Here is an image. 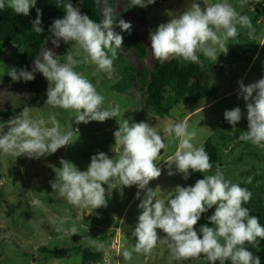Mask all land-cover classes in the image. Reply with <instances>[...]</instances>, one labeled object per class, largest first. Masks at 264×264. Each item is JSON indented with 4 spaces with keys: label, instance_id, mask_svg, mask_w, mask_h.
I'll use <instances>...</instances> for the list:
<instances>
[{
    "label": "clouds",
    "instance_id": "clouds-1",
    "mask_svg": "<svg viewBox=\"0 0 264 264\" xmlns=\"http://www.w3.org/2000/svg\"><path fill=\"white\" fill-rule=\"evenodd\" d=\"M155 2L131 0V5L147 8ZM240 2L243 6L248 0ZM260 2L255 0V3ZM36 3L37 0H0V10L8 7L16 14L29 16ZM63 8V18L55 19L49 28L54 37L51 42L59 47L61 41H72L76 45V55L82 52V57L75 58L73 52L60 57L47 50L35 58L31 71L11 68L8 75L14 82H29L35 79V73H41L47 81L45 104L69 111L77 125L115 119L119 115L118 106L105 107V97L76 70L80 64L91 63L102 72L113 71L117 49L122 47L123 42V37L111 30L116 19L113 9L106 8L102 26L70 2L65 3ZM36 12V19L31 21L32 29L36 33H43L41 10L37 8ZM237 25L248 29L250 40L260 38L256 35L251 18L238 13L226 0L204 7L197 0H191L186 10L172 15L169 22L161 23L150 31V48L161 64L170 58L199 64L198 53L217 61L221 53L227 55L229 49L226 41L237 37ZM118 26L122 31L131 33L129 22L120 19ZM238 83L239 95L246 101L248 121L247 131H243L240 139L264 148V78L247 86L242 80ZM242 115L241 109L235 107L224 112V119L235 129ZM72 129L73 123L62 128L52 113L47 119L33 118L31 108L25 107L8 121H0V153L16 158L46 157L73 143ZM163 133L149 122L130 124L129 120L124 119L113 133L115 144L121 148L118 158L98 152L91 157L84 171L62 158L61 166L55 171V179L50 181L52 192L75 208L94 210L108 205L103 185L110 188L112 182L116 181L122 185L121 194L125 187L136 186L137 199L144 191L145 195L138 205L142 212L132 233L136 243L131 250L124 249L120 253L125 261L132 260L133 252L149 255L158 243H164L176 260L199 259L203 255L210 264H261L259 256L245 247L246 243L256 244L264 240V226L257 216L250 215V210L243 206L251 200L252 193L226 179L220 167H216L214 174L196 180L194 185H177L173 190L174 195L167 200L157 198V188L153 190L148 187L150 181L162 174L156 161L161 150H166L169 143H178V146L166 160L168 175L176 174L172 171L173 165L184 179H188L191 173L203 174L213 168L203 143H194L197 130L190 129L186 121L169 123ZM248 183H251V177ZM214 206V213L208 217L212 226L205 224L197 231L195 226L202 214ZM52 223L57 232L64 231L63 219ZM157 230L163 232L164 236L161 237ZM70 232L72 236L78 233L75 224ZM89 242L97 250L104 248L101 241L90 239Z\"/></svg>",
    "mask_w": 264,
    "mask_h": 264
},
{
    "label": "rangeland",
    "instance_id": "rangeland-1",
    "mask_svg": "<svg viewBox=\"0 0 264 264\" xmlns=\"http://www.w3.org/2000/svg\"><path fill=\"white\" fill-rule=\"evenodd\" d=\"M47 0H37L36 5H45ZM101 3V13L105 19L106 7ZM201 7L206 4L223 2V0H197ZM238 13L251 18L256 35L259 39H249L248 29L237 25L238 35L226 41L227 55L221 53L217 61L206 58L198 53L200 63L197 64L202 83L211 89L213 97L200 99L194 102H180L175 105L168 115L159 116L145 101V87L140 79L135 81L132 88L123 93L113 90L121 81V73L113 62V71H100L95 64L86 63L77 66L76 70L87 77L96 87V90L105 97V107L119 108V115L115 119L105 122L92 121L87 124H76L72 114L61 108H54L45 104L47 99V81L41 80L40 92L35 95L30 82L23 80L14 82L8 75V70L26 68L31 71V65L36 57L44 51L52 50L60 57L67 52H73L75 58L76 45L72 41L60 42L59 47L52 44L54 38L49 33L34 59L26 55L22 47L16 45H0V112L12 111L17 115L23 108L30 107L33 118L47 119L50 113L55 114L62 128L73 123L72 144L59 149L55 154L28 158L14 157L0 153V264H83L82 252L77 247L89 248L100 252L101 259L95 264H210L206 257L199 259L176 260L164 243H158L149 255L133 252L132 260L125 261L120 254L124 249L131 250L136 243L132 235L138 224V216L142 210L138 207L145 192H140V199L136 198V186L125 187L123 194L118 182H112L106 189L107 207L92 210L91 208H75L64 198L52 192L50 181L55 179L60 160L73 162L81 171L87 169L91 157L98 152L106 153L110 158H118L121 148L115 144L113 133L118 130L119 123L124 119L130 124L135 122H149L162 135L163 129L169 123L186 121L189 128L197 130V145L212 140L219 154V162L213 164L211 171L206 173H191L188 179L176 172L175 165L172 171L176 174L168 175L166 160L174 154L178 143H169L166 150L156 163L162 169L161 176L150 181L148 187L157 188L158 197L167 200L174 195L177 185L191 186L204 175L215 173L220 167L225 178L241 187L251 189L254 183L264 189V148L253 145L250 141L240 139L243 131H247L246 101L239 95V81L245 86L264 78V0L255 3L248 0L241 6L240 0H226ZM191 0H156L147 8L131 5V0H115L113 16L116 17L112 31L123 37L122 47L117 54L139 71L152 72L155 57L150 48V31L161 23H167L172 15L186 10ZM75 8L80 10V6ZM131 24V40L125 36L118 26L119 20ZM43 28V26L41 25ZM137 41L144 53L137 51L133 45ZM239 54V57L231 55ZM173 58H170L171 60ZM167 60V61H169ZM165 61V62H167ZM239 107L242 111L241 121L235 129L224 119V112ZM142 109V110H141ZM12 117H0V121H8ZM50 126V125H49ZM78 129V131L76 130ZM168 143L167 140H165ZM251 177V183L248 179ZM253 183V184H252ZM43 205V206H41ZM67 210V211H66ZM215 211V206L207 213L202 214L198 224L212 226L208 217ZM64 220V231L57 232L54 220ZM75 224L78 233L72 236L70 228ZM161 237L164 233L157 230ZM90 239L104 243L102 250H97L90 244ZM41 248L51 250L70 249L62 257H56Z\"/></svg>",
    "mask_w": 264,
    "mask_h": 264
},
{
    "label": "trees",
    "instance_id": "trees-1",
    "mask_svg": "<svg viewBox=\"0 0 264 264\" xmlns=\"http://www.w3.org/2000/svg\"><path fill=\"white\" fill-rule=\"evenodd\" d=\"M100 0H47L45 5H36L30 10L29 16L16 14L11 8L5 7L0 10V45H16L22 47L26 51V55H30L33 59L39 48L44 42L45 37L50 33L49 28L53 21L57 18H63L65 15L63 5L72 3L75 7L80 6V11L87 14L91 19L103 26V15L101 13ZM128 1V0H127ZM103 5L113 8L115 0H102ZM41 10V25L43 33H36L32 29L31 21L36 19V9ZM40 25V26H41ZM122 31V30H121ZM125 40H131V33L122 31ZM137 51L144 53L140 44L133 41ZM236 58L239 54L231 52ZM116 66L121 73V81L113 88L119 93L133 87L135 81L140 79L145 87V101L159 116L168 115L170 110L180 102H194L200 99L213 97L211 89L206 87L199 74L197 64L183 61L182 59L173 58L161 64L155 61L152 72L139 71L131 66L127 60L117 54ZM34 61V60H33ZM33 63L31 65V70ZM43 75L39 72L35 73V79L30 82L31 88L37 96L40 92V83ZM12 111L0 112V117H12ZM206 152L210 157V162L217 164L219 162V154L212 140L203 143ZM253 184V183H252ZM252 193L251 200L244 204L250 210V215L257 216L262 226H264V189L259 184L249 189ZM223 242V241H221ZM245 247L254 255L259 256L261 264H264V240H260L256 244H245ZM82 252L83 264H95L101 259V253L90 250L89 248L77 247ZM41 252L54 255L56 257L65 256L70 249L51 250L41 248Z\"/></svg>",
    "mask_w": 264,
    "mask_h": 264
},
{
    "label": "crops",
    "instance_id": "crops-1",
    "mask_svg": "<svg viewBox=\"0 0 264 264\" xmlns=\"http://www.w3.org/2000/svg\"><path fill=\"white\" fill-rule=\"evenodd\" d=\"M102 257V256H101Z\"/></svg>",
    "mask_w": 264,
    "mask_h": 264
}]
</instances>
